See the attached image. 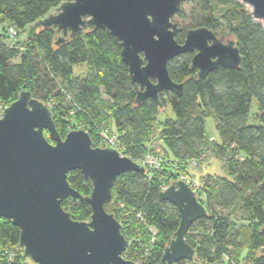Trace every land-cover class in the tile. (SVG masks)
<instances>
[{
	"label": "trees",
	"instance_id": "1",
	"mask_svg": "<svg viewBox=\"0 0 264 264\" xmlns=\"http://www.w3.org/2000/svg\"><path fill=\"white\" fill-rule=\"evenodd\" d=\"M72 1L0 0V21L14 27L20 37L23 35L13 48L0 44V103L9 106L22 91H29L32 98L44 104L55 103L51 110L62 139L82 122L96 148L100 145V129L109 127L124 146L126 157L138 163L154 151L152 145L157 138L164 159L182 169L190 161L200 165L208 155L215 156L224 162L226 176H205L203 196H197L208 215L196 222L186 237L196 249V258L177 264H264V192L260 188L264 181L262 23L243 10L238 0H195L196 9L178 15L183 20L176 36L178 43H184L188 30L206 27L234 39L243 63L238 70L218 68L198 79V71L191 69L193 54L172 60L168 65L170 76L174 82L184 84V93L176 96L166 92L161 98L162 109L170 107L174 119H166L159 128L162 109L152 100L141 106L135 104L137 92L122 61L119 41L109 31L89 26L59 46L56 42L60 32L56 28L39 30L35 38L26 39L30 26ZM5 37L4 33L0 41ZM82 65L87 67L86 75L75 76L74 67ZM102 90L111 101L102 99ZM253 99L259 112L258 124L251 125L248 118ZM209 117L216 122L214 141L206 128ZM44 135L53 143L49 132ZM176 178L165 164L152 178L148 171L128 172L116 180L113 202L106 210L114 214L131 243L125 253L127 260L135 261L137 255L143 256L149 250L142 264H162L180 217L174 205L159 202V193L162 184L170 185ZM68 182L83 197L91 195L92 185L81 171L70 172ZM70 201L65 200L62 207L72 219L89 221L90 204L79 200L71 205ZM236 212L250 217L251 228L244 230L243 223L239 227L242 220ZM138 213L143 214V221L136 218ZM151 228L157 232L154 243ZM19 240V228L11 220L0 218V255L11 249L17 253L13 264H35L24 255Z\"/></svg>",
	"mask_w": 264,
	"mask_h": 264
},
{
	"label": "water",
	"instance_id": "2",
	"mask_svg": "<svg viewBox=\"0 0 264 264\" xmlns=\"http://www.w3.org/2000/svg\"><path fill=\"white\" fill-rule=\"evenodd\" d=\"M195 0H73L29 27V41L39 30L56 28V46L75 38L87 27L107 30L121 47V58L137 92L135 104L148 100L163 108L166 92L184 93V84L170 76L168 65L183 54H192L196 78H206L218 68L240 69L243 56L234 39L206 28L190 29L183 44L173 19L183 4ZM264 27V0H238ZM49 132L50 143L44 132ZM81 171L92 185L83 197L68 182V174ZM147 170L112 148L93 147L85 130H71L62 139L47 104L22 91L0 117V218L20 230L19 245L35 264H135L124 258L130 242L114 214L112 189L119 176ZM264 192V181L260 185ZM86 200L92 209L89 221L78 222L62 203ZM159 202L177 208L180 225L165 248L162 264L194 261L196 249L186 240L190 228L207 217V208L184 181H173L159 193ZM264 236V226L261 230ZM264 255V247L261 249Z\"/></svg>",
	"mask_w": 264,
	"mask_h": 264
},
{
	"label": "rangeland",
	"instance_id": "3",
	"mask_svg": "<svg viewBox=\"0 0 264 264\" xmlns=\"http://www.w3.org/2000/svg\"><path fill=\"white\" fill-rule=\"evenodd\" d=\"M196 8H197V2L185 3L183 5V10L188 14ZM243 10L250 11V9L247 7H244ZM53 13H55V12H53ZM173 21L178 23L179 25L183 24V20L180 19L178 16H176L173 19ZM4 28L6 29L5 31H4ZM7 30H8L7 25L4 22L0 21V37L4 33H6ZM220 36H223L226 39H231V37L225 33L223 35H219V37ZM21 37H23L22 34H21ZM86 71H87L86 65L74 67V75L75 76H85ZM54 104L55 103H53L51 101H49L47 103V105L49 106L50 109H52ZM7 107H8L7 104L0 103V108H7ZM162 111H163V113L160 114L158 117L159 128H160V123L164 122L166 119H174V114H173L170 107H167L166 109H162ZM258 112H259V110H258L257 101L255 99H253L252 104H251V108H250L249 118H248L249 124H251V125L258 124V122L256 120V115L258 114ZM206 128H207V132H208L210 137H216L217 136L216 126H215V123L212 119H208L206 121ZM82 130H84V129H82ZM69 131H71V130L69 129ZM98 147H100V146H98ZM152 147H153L154 151L151 153L157 152L159 155H161L164 158V151L161 148V142L159 141L158 138L154 140ZM183 169H185V168H183ZM183 169L181 167V169H179V170L182 171ZM189 174H190L192 180L194 181L193 184L196 183L200 186L199 189L196 190V194L197 195L201 194L202 196H203L202 187H203L205 176H208V175L219 176V177H225L226 176V173L224 170V162L216 159L215 156H212V155H208L206 158H204L202 163L197 168L189 170ZM178 177H179V174L177 175V178L175 181L179 180ZM169 186L170 185L168 184L167 187H169ZM219 212H221V211H219ZM224 213H228V211H225ZM238 213L239 212H236L235 214L239 215L241 220H242L241 222H238L239 227H242L241 224L243 223V226H245V227H242V228L244 230H248L249 228H251L253 221L250 219V217L247 215H241L240 213L239 214ZM242 216H244V217H242ZM246 232H248V231H246ZM148 254H150V253H148ZM124 258L127 260L125 255H124ZM132 262L136 263V260L132 261ZM196 264H201V262L196 263ZM234 264H236V263H234Z\"/></svg>",
	"mask_w": 264,
	"mask_h": 264
},
{
	"label": "built area",
	"instance_id": "4",
	"mask_svg": "<svg viewBox=\"0 0 264 264\" xmlns=\"http://www.w3.org/2000/svg\"><path fill=\"white\" fill-rule=\"evenodd\" d=\"M5 36L6 37L0 41V44L4 43L11 48H13L14 45L17 42H19V40L21 39L18 31L14 27H8V30L5 33ZM18 49H20L21 51L24 50L21 47H18ZM101 97H102V99H104L106 101H111L110 98L105 95L103 90L101 92ZM4 109L5 108H0V117L3 115ZM84 126L85 125L81 122L78 125H76V128H70V130L84 129ZM99 134H100V145L99 146L101 148H112V149H115L116 151H118L122 156H126L125 155V148L121 144V142L118 140V137L113 130H111L109 127H104V128L100 129ZM167 163H168L167 160H165L161 155H159L157 152H155V153L147 154L145 156V158L142 160V162L138 163V164H140L141 166H144L146 168V170L150 173V178H152L153 173L163 169L164 165ZM168 165L172 168V171L174 174H176V175L179 174L178 179L186 182L193 189V191L196 193V190L199 189L200 186L196 183L193 184L194 181L192 180V178L189 174V170L197 168L199 166V164L196 161H190L185 166V169H183L184 171L183 170L180 171L179 169H181V167L178 165H173L171 163H168ZM167 188H168L167 185H165V184L161 185V191H164ZM122 207H123V205H122ZM143 217L144 216L141 213L136 214V218L140 221L144 220ZM149 232L152 234V241L151 242L154 243L155 242V236H156L157 232L155 229H152V228L149 229ZM130 245H131V243H130ZM148 253H149V250H146V252L144 253L143 256L137 255L138 258L136 259L135 264H142L143 259H145L149 255ZM16 256H17L16 251L11 250V249H6L0 255V264H2V263L13 264L16 261Z\"/></svg>",
	"mask_w": 264,
	"mask_h": 264
},
{
	"label": "crops",
	"instance_id": "5",
	"mask_svg": "<svg viewBox=\"0 0 264 264\" xmlns=\"http://www.w3.org/2000/svg\"><path fill=\"white\" fill-rule=\"evenodd\" d=\"M208 119H212V120L214 121V123H215V126H216V122H215L214 118L209 117V118H207V120H208ZM207 120H206V121H207ZM210 140H211V141L217 140V136H216V137H210Z\"/></svg>",
	"mask_w": 264,
	"mask_h": 264
},
{
	"label": "flooded vegetation",
	"instance_id": "6",
	"mask_svg": "<svg viewBox=\"0 0 264 264\" xmlns=\"http://www.w3.org/2000/svg\"><path fill=\"white\" fill-rule=\"evenodd\" d=\"M217 34V33H216ZM217 36H219L218 34H217ZM193 54V53H192Z\"/></svg>",
	"mask_w": 264,
	"mask_h": 264
}]
</instances>
